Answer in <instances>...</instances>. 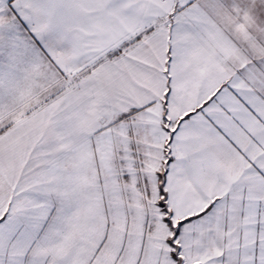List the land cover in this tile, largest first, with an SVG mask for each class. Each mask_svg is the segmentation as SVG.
I'll return each instance as SVG.
<instances>
[{
    "label": "snow or ice",
    "instance_id": "6c2138e0",
    "mask_svg": "<svg viewBox=\"0 0 264 264\" xmlns=\"http://www.w3.org/2000/svg\"><path fill=\"white\" fill-rule=\"evenodd\" d=\"M0 264H264V0H0Z\"/></svg>",
    "mask_w": 264,
    "mask_h": 264
}]
</instances>
